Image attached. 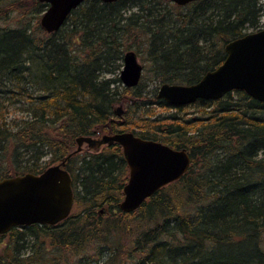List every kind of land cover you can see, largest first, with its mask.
Here are the masks:
<instances>
[{"label": "trees", "instance_id": "obj_1", "mask_svg": "<svg viewBox=\"0 0 264 264\" xmlns=\"http://www.w3.org/2000/svg\"><path fill=\"white\" fill-rule=\"evenodd\" d=\"M46 6L0 0V75L21 83L34 66L52 89L15 129L0 121V162H8L0 179L25 174L23 168L41 173L35 164L23 167L13 154L22 148L42 155L44 147L50 162L64 161L77 212L55 225L12 227L1 234L9 240L0 264H264V102L234 90L218 100H197L212 107L205 118L171 114L133 131L113 108L127 94L134 103L184 106L156 95L150 101L128 87L119 93V78H103L128 51L126 39L142 37L162 84L196 83L223 62L227 42L261 29L264 0L184 6L170 0H84L53 33L37 21ZM128 128L140 138L186 150L190 166L136 210L124 212L119 203L128 167L118 144L67 156L78 138ZM94 140L90 147L98 146ZM9 149L11 160L4 156Z\"/></svg>", "mask_w": 264, "mask_h": 264}, {"label": "water", "instance_id": "obj_2", "mask_svg": "<svg viewBox=\"0 0 264 264\" xmlns=\"http://www.w3.org/2000/svg\"><path fill=\"white\" fill-rule=\"evenodd\" d=\"M46 9L39 20L47 33L59 30L70 12L84 0H38ZM111 3L117 0H100ZM184 6L196 0H170ZM223 62L207 71L196 83H163L156 97L171 106H185L197 100H218L234 90L244 91L251 98L264 102V28L248 32L224 45ZM119 79L125 87L138 85L143 66L133 51L123 55ZM117 108V113H120ZM90 137L77 139L78 148ZM101 144H118L128 167V179L123 187L119 208L136 210L162 187L180 179L190 166V156L184 149H175L160 141L143 139L132 132L103 134ZM69 154L67 157H69ZM72 179L64 161L39 174L25 173L0 179V235L12 227L31 224L55 225L70 215L73 207Z\"/></svg>", "mask_w": 264, "mask_h": 264}, {"label": "rangeland", "instance_id": "obj_3", "mask_svg": "<svg viewBox=\"0 0 264 264\" xmlns=\"http://www.w3.org/2000/svg\"><path fill=\"white\" fill-rule=\"evenodd\" d=\"M129 12H131V10L126 11L125 14L129 15ZM42 13L37 18L38 23ZM260 25H262L261 28H264V12H261ZM142 40V37L137 39L135 37H131L127 38L124 42V46L128 48V51H133L136 53L138 62L143 66L140 81L137 86L131 89V92H141V94L146 96L148 100L152 101L154 95H156L157 90L162 83L159 81V78H157L152 70V65L149 61L148 54L145 49V44ZM125 52L126 50L124 51V53ZM114 65H116V67ZM114 65L111 66L114 67L113 71L111 73H105L103 75V78H119L120 71L123 66V60L114 62ZM31 70L32 75L26 76L24 79L25 81H22L21 83L10 81V79L5 75H0V121L4 119L6 122L11 124L12 129H15L18 125L21 124L22 121L31 117L34 111L37 112L36 107H38L39 98L43 96L45 99V96L52 93V89H50L51 87L47 86V84L39 79L41 75L38 69L34 68L33 66V68L30 69V72ZM115 86H117V90L119 93H122L123 89L125 88L120 80L115 83ZM126 96L127 98L123 102H116L113 108L114 110L116 108H120V113L123 117L122 120H127L128 123H131L129 126H127L134 127L133 131H138L145 128L149 129L152 127L151 124L153 120H156L159 117L163 118L171 114H177L179 117L186 120L194 117L205 118L206 116H208V113L212 108H204L203 106H200L199 104L194 102L189 105H185L181 110H176L175 108L165 107L158 102L141 104V101H135L134 103V100L132 99V97H130V94H127ZM233 96L236 97L235 95ZM145 123L148 124L147 127H145ZM197 126L198 125H196V127ZM127 131H130V128H128ZM101 136L102 135L98 136L99 138L94 136L93 138L100 139ZM106 147L107 144L98 145L97 147H90L87 143L83 142L80 146L79 151H76L78 146L75 144L70 154H78V156H83L86 153L96 152L98 150L100 151ZM39 151L42 153V155H39L32 149H30L29 151H26L22 148L17 149V151L13 154L14 160H18L23 167H31L33 166V164H35L39 166V170L42 171L52 165H56V162H50V155L49 153H47V149H45L44 147H40ZM12 153L13 150L9 149L4 153L5 158L11 160ZM6 163L8 164V162ZM7 164L4 165V162L2 163L1 161L0 168H6L8 166ZM24 169L25 168L22 169V171H24L23 173H28L25 172L26 170ZM76 212V207L73 205L70 215L75 214ZM8 240V234L0 239V253L7 245Z\"/></svg>", "mask_w": 264, "mask_h": 264}]
</instances>
